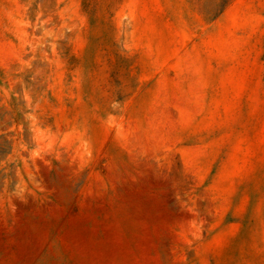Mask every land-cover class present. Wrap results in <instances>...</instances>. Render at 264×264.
Returning <instances> with one entry per match:
<instances>
[{"label": "rangeland", "instance_id": "1", "mask_svg": "<svg viewBox=\"0 0 264 264\" xmlns=\"http://www.w3.org/2000/svg\"><path fill=\"white\" fill-rule=\"evenodd\" d=\"M0 264H264V0H0Z\"/></svg>", "mask_w": 264, "mask_h": 264}]
</instances>
